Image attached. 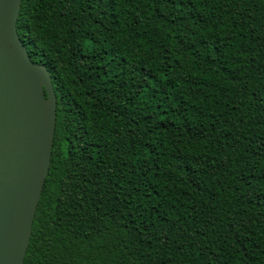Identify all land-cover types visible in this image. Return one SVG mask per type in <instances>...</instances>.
<instances>
[{
	"label": "trees",
	"instance_id": "1",
	"mask_svg": "<svg viewBox=\"0 0 264 264\" xmlns=\"http://www.w3.org/2000/svg\"><path fill=\"white\" fill-rule=\"evenodd\" d=\"M56 120L22 264H264V0H21Z\"/></svg>",
	"mask_w": 264,
	"mask_h": 264
},
{
	"label": "water",
	"instance_id": "2",
	"mask_svg": "<svg viewBox=\"0 0 264 264\" xmlns=\"http://www.w3.org/2000/svg\"><path fill=\"white\" fill-rule=\"evenodd\" d=\"M20 5L0 0V264L24 261L56 120L50 74L17 34Z\"/></svg>",
	"mask_w": 264,
	"mask_h": 264
}]
</instances>
